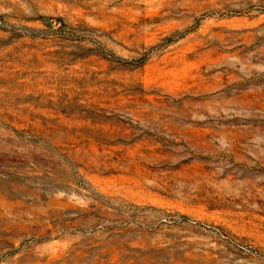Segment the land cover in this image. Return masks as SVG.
<instances>
[{
  "label": "rangeland",
  "instance_id": "374dc122",
  "mask_svg": "<svg viewBox=\"0 0 264 264\" xmlns=\"http://www.w3.org/2000/svg\"><path fill=\"white\" fill-rule=\"evenodd\" d=\"M0 264H264V0H0Z\"/></svg>",
  "mask_w": 264,
  "mask_h": 264
}]
</instances>
